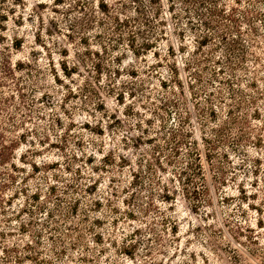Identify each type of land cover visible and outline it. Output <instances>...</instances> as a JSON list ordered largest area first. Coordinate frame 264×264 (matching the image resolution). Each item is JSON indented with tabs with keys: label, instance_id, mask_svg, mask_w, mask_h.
<instances>
[{
	"label": "rangeland",
	"instance_id": "rangeland-1",
	"mask_svg": "<svg viewBox=\"0 0 264 264\" xmlns=\"http://www.w3.org/2000/svg\"><path fill=\"white\" fill-rule=\"evenodd\" d=\"M173 1L0 6L16 68L0 72V132L16 140L0 162V264H264V8L252 31L247 0L225 1L249 46L233 71ZM113 16L159 46L132 57ZM228 107L247 123L229 129Z\"/></svg>",
	"mask_w": 264,
	"mask_h": 264
},
{
	"label": "trees",
	"instance_id": "trees-1",
	"mask_svg": "<svg viewBox=\"0 0 264 264\" xmlns=\"http://www.w3.org/2000/svg\"><path fill=\"white\" fill-rule=\"evenodd\" d=\"M171 3L168 7V9H172V4L174 3L173 0H169ZM180 3L183 4V10L190 14H194V16L199 20L198 25H200V28H206L207 31L210 30V32L213 35H216L221 41H223V48L224 52L226 53V58L228 65L232 62L231 69L235 71L236 69H244L243 61L247 58V47H243L242 49L239 46H243V44L240 41V24L239 22H242L236 15L235 11L237 9L236 5L229 6V10H226V0H178ZM4 0H0V6L3 4ZM234 4H238L240 0H233ZM189 4H192L194 7L192 9L189 8ZM247 7L242 11V15L240 18L244 19V22H246L249 25V30L256 31L253 26H250L251 24V18L249 17L251 8L254 9V15L258 16L261 14L260 9L264 8V0H247ZM1 8V7H0ZM208 15V16H207ZM7 20V17L5 14L1 13L0 11V47L2 49H8V45L6 44V41L8 40L4 34H2V31L6 30V27H3L2 23ZM112 20L115 21V23L112 25V29H120L127 28L126 33V46L128 47L129 51L132 54V57L139 56L141 54H145L147 51L152 50V48L159 46L157 43V38L155 33L153 34V31L147 29L146 32H143L142 29H129V18L119 19L117 16H113ZM144 24V23H143ZM146 24V23H145ZM148 24V23H147ZM193 26H196L194 23H192ZM191 26V28L193 27ZM194 28V27H193ZM262 29L264 30V22L262 23ZM202 30V29H201ZM234 30V31H232ZM149 31V32H147ZM229 33L236 36V37H229ZM254 36V32L249 35L248 42L252 46H256L259 44V41L257 38L252 37ZM123 35H119V39L123 40ZM262 38H264V33L260 35ZM210 35L208 33L201 35L200 39L196 40V47L198 49H202L204 46H206L211 40ZM140 40V41H139ZM139 41V42H138ZM10 46L14 48H19L20 43H17V41H14L13 39L10 40ZM245 46V45H244ZM171 48V46H170ZM240 49V50H239ZM153 56H156V51L152 52ZM232 56V57H231ZM253 56V60H259V57L257 55L251 54ZM16 65V64H15ZM234 65V67H233ZM99 66V65H96ZM15 66H12L10 56L3 54L0 51V72H2L4 75H13L15 71ZM246 69V68H245ZM199 75H196V78H198ZM1 78V77H0ZM235 91L233 88H231V97L234 98ZM243 102L238 101L235 107H238L240 110L244 108L242 105ZM214 107L211 108L210 115L213 116L214 120H218V114ZM233 107H228L227 115L229 118L228 124L230 125L229 129L235 126H243L247 123V119L244 116H236L234 114ZM257 111V109H255ZM227 124V123H226ZM12 126H16L12 125ZM239 126V127H240ZM203 140H208L205 137H201ZM16 140L12 139L9 143V145H6L4 143V134L0 132V162H5L6 158V150L8 147H11L15 144ZM213 145V143H212ZM179 147L176 145L174 151H178ZM209 153H207L208 155ZM199 152L194 149L193 151V159L197 162H194V168H196L195 173L200 174L202 176V170L201 166L199 164ZM181 172H184V170H181ZM185 182L186 184L191 183L194 184V179L191 174L185 175ZM183 183V184H185ZM184 188V187H183ZM198 187L197 184L194 186L193 193L198 194Z\"/></svg>",
	"mask_w": 264,
	"mask_h": 264
}]
</instances>
